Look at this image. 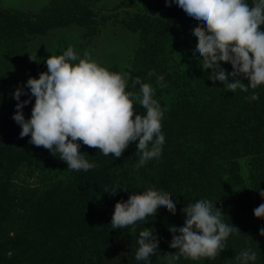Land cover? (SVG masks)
<instances>
[{
	"label": "trees",
	"instance_id": "trees-1",
	"mask_svg": "<svg viewBox=\"0 0 264 264\" xmlns=\"http://www.w3.org/2000/svg\"><path fill=\"white\" fill-rule=\"evenodd\" d=\"M249 2L251 3V0ZM175 7L178 8L177 5ZM172 15L176 19H172L169 26L178 25L180 20H184L182 24L186 25L190 33L197 28V25L188 21L180 12L172 11ZM156 23L162 24L161 21ZM26 26H28L27 22L21 23L18 14L11 10H0V60L4 55L9 54L12 61L13 59L17 61L16 64L21 65L20 57L25 62L23 59L25 51L23 47L19 48L16 42L20 41L19 35L23 34L22 30ZM260 27L264 29V25ZM168 32L167 28L162 27L152 30L147 37L152 41L148 48L159 47L161 54L169 55L171 48L164 49L169 39ZM3 42H6L4 47ZM195 47L196 42L188 35L187 43L178 52L183 61L173 71V75H163V86L156 83V87L159 88L153 95L160 107L163 106L161 107L163 119L160 123V134L164 138L158 159L146 161L144 165L137 167L136 164L140 158L137 153L134 159L121 158L118 161L104 159L101 165V151L98 147H90L81 142L79 151L84 152L85 158L94 162L95 167L88 170H75L67 168L66 163L63 166L57 165L55 168V164L45 161L44 165L46 167L48 164V170L56 169V174L70 178L79 187L75 190L55 193L51 198L52 204H49L51 208L59 206L60 211L68 208L66 213L73 210L76 215L81 216L80 220L86 225L83 228L85 235L78 236L81 243L77 244L72 252L70 251L71 259H64L65 264H135V254L138 251L136 242L139 235L145 231H150L156 237L160 250L150 258L151 264H168V258L163 254L176 251L169 247L172 237L169 225L181 226L178 224L179 212L172 214L166 210H158L156 216L148 217L145 221L123 228H112L110 221L114 204L117 200L127 199L132 191L140 192L143 196L150 189L162 195H169L177 206L182 199L190 195H193L191 202H194L202 197L203 188L199 186L195 192L192 191L193 171L195 174L204 172L205 157L210 158L215 166L214 170L208 171L219 170L224 174L225 169L231 170L230 176H226L227 182L224 188L220 189L216 198L211 199H215V204L218 206L221 205V193L224 191L229 193V199L233 201V209L225 207L224 215L221 217L226 218V220L222 219L224 222L232 223L240 231L231 232L223 241V249L215 256H200L193 259L181 255L173 264H226L228 261H230L228 264H240L238 256L245 248L256 252V259L249 261L248 264H264V236L259 234V228L264 226V218L254 216L253 209L259 204L251 201V195L249 196L246 192V186L240 187L248 177L253 190H257V187L264 188V84L257 85L255 88L247 86L245 89L237 87L235 90H228L226 83L208 78L211 69H203L200 65L203 62L201 57H194ZM221 64L231 71L230 63L221 62ZM5 69L8 68L5 67ZM5 69L0 68V76L9 80L6 74L8 71ZM11 76L13 79L15 77L16 81L17 76L14 72H11ZM239 78L247 85L246 77ZM16 82L13 87L10 86V91L16 88ZM164 93L170 98L167 99L168 102L163 100ZM252 93L257 94L256 99L251 98ZM8 98L9 94H7ZM25 106H23V113L29 116L31 110ZM142 108L139 102L134 107L136 111L143 113ZM13 112L6 117L5 122L9 123L0 133V142L6 145L11 143L18 145L14 153L11 149L7 151L6 158L10 161L12 155L18 157L24 150L21 142L26 136H19L20 129L18 132L15 131L19 125L13 119ZM231 137L232 141L225 144L226 138ZM132 144L136 151L135 142H131L126 149H131ZM207 150L210 152L207 153ZM1 156L4 157V154ZM240 157L248 158L246 177L239 170H235L233 174V162H237ZM255 174H259V177ZM109 178L115 185L107 180ZM197 179L200 180L201 175H197ZM101 180L108 186L93 190L91 184ZM117 187L115 194L107 192ZM47 219L44 220L46 227L42 232L35 233L32 228L29 230L32 242L31 238L27 239V244L38 243L41 249L31 254L25 253V260L31 259L24 261L23 264L52 262L63 264V254L57 252L55 256H52L51 249L54 244L53 240L48 238ZM44 245H47L46 249H43ZM26 246L24 245L25 250ZM40 255L42 261L34 262V259ZM4 257L6 255L1 248L0 263L4 262Z\"/></svg>",
	"mask_w": 264,
	"mask_h": 264
},
{
	"label": "clouds",
	"instance_id": "clouds-1",
	"mask_svg": "<svg viewBox=\"0 0 264 264\" xmlns=\"http://www.w3.org/2000/svg\"><path fill=\"white\" fill-rule=\"evenodd\" d=\"M172 3L198 26L189 35L196 42L194 57H201L203 69H211L210 80L226 83L228 90L264 84V29L260 27L264 25V0H251V3L249 0H165L166 5ZM221 62L230 63L231 71ZM45 63L46 70L38 76H28L12 92L17 101L12 116L20 125V137L30 134V143L44 146L65 161L67 168L75 170L96 166L79 151L81 142L115 157H120L135 142L140 157L137 167L159 158L164 144L160 134L163 116L151 84L128 72L111 71L88 58L87 53L80 56L72 46L47 56ZM239 77H246L247 85ZM163 80V75L157 76L160 86ZM129 84L139 86L143 113L133 107L137 94L130 90ZM24 94L26 98L21 99ZM33 97L31 114L26 118L23 106ZM251 98L256 99L257 94L252 93ZM117 189L105 191L115 194ZM257 190L264 198V188ZM158 210L175 214L177 204L169 195L152 189L143 196L132 191L127 199L115 202L110 223L112 228H123L156 216ZM180 211L185 217L183 224L169 225L172 233L169 247L176 251L163 254L168 264L181 255L193 259L215 256L223 249L224 239L239 230L224 222L222 211L206 198L188 202ZM253 214L264 218V201L254 207ZM259 234L264 236V226L259 228ZM136 247L135 264H151L150 258L160 252L150 231L139 235ZM238 259L240 264H248L256 259V252L245 248Z\"/></svg>",
	"mask_w": 264,
	"mask_h": 264
},
{
	"label": "rangeland",
	"instance_id": "rangeland-1",
	"mask_svg": "<svg viewBox=\"0 0 264 264\" xmlns=\"http://www.w3.org/2000/svg\"><path fill=\"white\" fill-rule=\"evenodd\" d=\"M175 6V3L166 5L165 0H0V10L13 11L19 15L21 23L27 22L28 25L23 28V34L19 35L20 41L16 42L17 46L23 47L25 51V55L23 54L25 62L20 57L21 65L16 64L17 61L14 59L12 61L9 54L4 55L0 60V68L9 69L5 70L8 71L6 74L10 80L0 76V133L9 123L5 122V119L15 110L14 105L17 103L11 95L14 88L10 91V86L13 87L16 81L17 86L26 81L30 75L38 76L40 71L47 69L45 63L47 56L62 53L69 46H72L80 56L87 53L88 58L98 61L111 71L122 74L128 72L132 76H139L141 81L148 82L155 91L158 90L157 76L173 75V71L183 61L178 52L187 43V36L190 34V30L182 24L184 20H180L178 25L169 26L171 20L176 19L172 11L179 12ZM157 21H161L162 24L159 25ZM160 27L169 31V39L164 45V49L171 48L169 55L161 54L159 47L148 48L152 43L151 39L147 38L149 33ZM4 44L6 42H3V47ZM11 72L17 76L16 81L15 77L13 79L11 76ZM129 87L137 94L133 105L135 107L139 102V86L132 87L129 84ZM7 94H9L8 99ZM26 95H22L21 99H25ZM164 96L163 100L168 102L170 98L165 93ZM33 103L34 97L25 107L31 110ZM25 117L27 118L28 114ZM19 126L15 129L16 132L21 130ZM29 135L27 134L21 142L24 150L18 157L12 155L11 161L6 158L7 151L11 149L14 153L18 145L13 143L6 145L0 142V249L2 248L6 255L4 262L0 264H23L24 261L31 259L25 260V253L31 254L41 249L38 243L27 244V239L31 238L29 233L31 228L35 233L45 229V218H48V238L53 240L54 244V249L53 247L51 249L52 256L57 252L63 254L62 263L65 264L64 259H71L70 251L72 252L73 248L81 243L78 236L85 235L83 228L86 225L80 220L81 216L76 215L73 210L66 213L68 208L60 211L59 206L51 208L49 204H52L51 198L55 193L75 190L79 187L70 178L56 174V169L48 170V164L45 167L46 160L50 164H55V168L57 165H65L66 162L54 156L44 146L30 143ZM225 141V144L230 143L232 137L226 138ZM209 152L207 150V153ZM2 154L4 157L1 156ZM100 154L102 165L101 161L104 159L114 161L121 158L134 159L137 153L132 144L131 149H124L120 157H115L111 153ZM248 166L247 157L238 158L237 162H233V174L235 170H239L246 177ZM205 168L202 174H195L193 171L192 191L195 192L199 186H202L201 198L215 203V199L211 198H216V194L224 188L227 182L226 176H230L231 170L225 169L224 174L219 170L208 171L215 169L214 163L208 157H205ZM197 175H201L200 180L197 179ZM255 175L259 177V174ZM107 180L115 185L112 179ZM91 186L93 190H98L108 185L101 180L92 183ZM243 186H246V192L251 195L254 204L264 201L259 191L253 190L248 177L240 187ZM192 196L185 197L177 206L179 225L183 224L185 218L180 209L191 202ZM220 198H222L221 205L215 204V206L222 211V216L225 207L233 209V201L229 199V193L226 191L221 193ZM221 219L226 220L224 217ZM46 248L47 245H44L43 249ZM21 258L23 261H18ZM40 261H42L41 255L34 259L36 263Z\"/></svg>",
	"mask_w": 264,
	"mask_h": 264
}]
</instances>
